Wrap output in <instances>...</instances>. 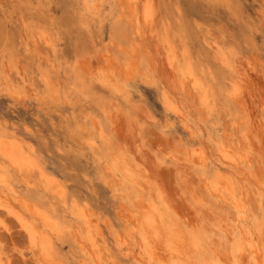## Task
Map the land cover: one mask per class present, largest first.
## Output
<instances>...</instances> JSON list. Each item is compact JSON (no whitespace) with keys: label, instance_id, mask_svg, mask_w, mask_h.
<instances>
[{"label":"rangeland","instance_id":"rangeland-1","mask_svg":"<svg viewBox=\"0 0 264 264\" xmlns=\"http://www.w3.org/2000/svg\"><path fill=\"white\" fill-rule=\"evenodd\" d=\"M180 2L184 20L189 18L193 26L198 24L200 29L197 38L196 33L187 28L195 49L208 43L218 44L224 62L207 57L210 62H216L215 70L222 67L225 75H232L235 70L243 75L240 101L217 99L219 103L213 105L212 114L201 122V128L195 127L193 122L195 128H187L167 110L159 84L143 74L121 91L99 79L101 70L107 65L101 54L105 42L110 41L113 19L108 1L102 5L101 12L95 13L90 7L92 0H0L2 129L17 132L29 143L32 141L42 166L66 185L69 199L74 196L72 199L76 202H89L114 224L119 208L115 202L120 200L113 196L112 187L100 178L99 172L105 163V158L100 156L105 150L112 153L113 149V154H120L129 164L134 163L140 178L149 181L154 194L163 195L175 217L203 223L210 229L214 228L213 222L219 213L216 205L201 198L199 184L204 175L202 167L191 158L192 147L205 145L210 158L216 161L214 140L223 133V128L232 132L233 113H239V121L247 123L256 134L255 141L257 146L261 145L259 148L264 156V0H219L211 5L207 0ZM217 18L221 23L218 24ZM220 18L225 21L222 23ZM159 19L157 16L154 24L158 28L162 26ZM151 31L145 25L146 38L142 41L146 48L156 47L155 32ZM203 49L201 51L205 52ZM158 56L162 65L166 63L163 54L162 58ZM47 78L52 80L56 92L50 89ZM17 91L29 93V97L21 99ZM98 129L105 130L111 142L107 140L103 150L97 148L93 154L84 140ZM252 158L254 160V155ZM10 176L14 185L25 191L24 174L12 170ZM6 219L10 229L0 232L4 248L12 256V264H40L17 219L12 215H6ZM109 236L115 246L112 235ZM214 238L219 239L218 234L215 233ZM57 242L70 262L69 242L61 239Z\"/></svg>","mask_w":264,"mask_h":264},{"label":"bare ground","instance_id":"bare-ground-1","mask_svg":"<svg viewBox=\"0 0 264 264\" xmlns=\"http://www.w3.org/2000/svg\"><path fill=\"white\" fill-rule=\"evenodd\" d=\"M92 1L90 7L95 13L102 11L105 1L113 12L110 41L105 42L101 54L107 63L100 72L99 79L103 82L117 91L126 90L132 80L143 74L159 84L166 109L187 128L194 125L201 128V122L212 114L213 105L220 99L240 101L243 75L237 70L225 75L222 67L215 70L216 62H210L207 57L224 62L218 44L208 43L195 49L187 28L197 38L200 29L189 18L184 20L181 0ZM207 1L210 4L219 0ZM157 16L163 28L154 25ZM145 25L155 32V48H146L142 41L146 38ZM202 48H206L205 52ZM156 53L160 57L163 54L166 63L162 65ZM47 83L56 92L52 80L47 78ZM26 94L19 91L16 95L25 99L29 97ZM233 115L232 132L223 128V133L214 140L216 161L210 158L205 145L192 147L191 158L202 167L204 175L199 184L201 198L216 205L219 213L211 229L203 223L175 217L169 202L162 194H154L149 181L140 178L134 163L129 164L128 159L125 162L112 149V153L105 150L100 156L105 158V163L99 173L107 186L112 187L113 196L120 200L115 202L119 208L114 224L89 202H76L73 195L70 200L66 185L42 166L35 144L0 125V230H9L6 215L14 216L26 232L29 248L40 264H127L124 260L131 261L130 264H264V156L261 145L257 146L255 141L256 134L247 123L239 121V113ZM103 129L88 132L84 140L93 154L107 143ZM12 170L24 174L25 191L14 185ZM215 233L219 239L214 238ZM109 234L115 246L109 241ZM2 238L0 232V264H12ZM56 239L69 242L70 262L61 253Z\"/></svg>","mask_w":264,"mask_h":264}]
</instances>
